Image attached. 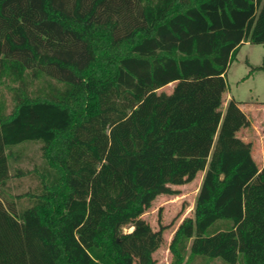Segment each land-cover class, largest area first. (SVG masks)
Returning a JSON list of instances; mask_svg holds the SVG:
<instances>
[{
	"label": "trees",
	"instance_id": "trees-1",
	"mask_svg": "<svg viewBox=\"0 0 264 264\" xmlns=\"http://www.w3.org/2000/svg\"><path fill=\"white\" fill-rule=\"evenodd\" d=\"M245 43L264 0H0V264H156L142 215L200 172L169 264H264V166L189 139ZM30 144L37 184L13 195Z\"/></svg>",
	"mask_w": 264,
	"mask_h": 264
},
{
	"label": "rangeland",
	"instance_id": "rangeland-1",
	"mask_svg": "<svg viewBox=\"0 0 264 264\" xmlns=\"http://www.w3.org/2000/svg\"><path fill=\"white\" fill-rule=\"evenodd\" d=\"M264 44L245 43L229 67L227 76L213 87L207 96L208 115L200 129L189 134L194 154L209 150V160L222 149H251L259 167L264 166ZM197 83L177 82L159 92L171 94L184 92ZM26 158L19 168L25 173L13 177L12 194L21 195L33 189L37 182L29 174L36 164L43 161L41 145L25 147ZM196 178L183 185H172L176 194H162L151 203L142 218L154 231L163 229V242L154 252L156 264H169L172 255L169 246L177 228L185 218L194 217L196 201L204 178ZM134 229L126 227L125 233ZM221 264V263H216Z\"/></svg>",
	"mask_w": 264,
	"mask_h": 264
}]
</instances>
